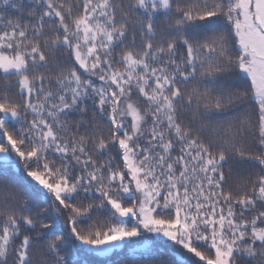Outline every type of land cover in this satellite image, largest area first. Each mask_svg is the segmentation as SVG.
Masks as SVG:
<instances>
[{
    "label": "snow or ice",
    "instance_id": "1",
    "mask_svg": "<svg viewBox=\"0 0 264 264\" xmlns=\"http://www.w3.org/2000/svg\"><path fill=\"white\" fill-rule=\"evenodd\" d=\"M137 244L264 264V0H0V264Z\"/></svg>",
    "mask_w": 264,
    "mask_h": 264
},
{
    "label": "trees",
    "instance_id": "2",
    "mask_svg": "<svg viewBox=\"0 0 264 264\" xmlns=\"http://www.w3.org/2000/svg\"><path fill=\"white\" fill-rule=\"evenodd\" d=\"M143 254L144 249L137 244L129 248L117 250L113 254H110L107 260L102 258L96 259L93 261V264H130L133 258H140Z\"/></svg>",
    "mask_w": 264,
    "mask_h": 264
}]
</instances>
